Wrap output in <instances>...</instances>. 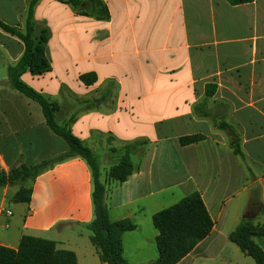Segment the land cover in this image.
<instances>
[{"label": "crops", "instance_id": "crops-1", "mask_svg": "<svg viewBox=\"0 0 264 264\" xmlns=\"http://www.w3.org/2000/svg\"><path fill=\"white\" fill-rule=\"evenodd\" d=\"M29 1L0 0V21L23 30ZM101 1L107 21L40 0L34 30L48 31L51 68L42 75L26 71L20 80L57 103L59 124L75 117L71 133L94 155L103 152L104 176L98 161L109 220L135 225L121 236L123 257L129 264L154 263L152 217L198 192L213 228L177 264H255L229 234L244 220L259 223L264 208V0L238 6L226 0ZM217 24H242L246 36L221 39ZM23 53V43L0 29V174L6 176L17 162L35 166L68 149L47 127L39 104L9 85L8 69ZM86 74L96 81L84 84ZM108 82L112 95L101 101ZM208 84L216 87L211 98H205ZM201 103L207 118L193 112ZM195 134L205 139L179 145V138ZM141 139L147 141L144 154L132 157L138 170L123 183L109 181L123 145ZM26 187L29 203L14 202L8 184L0 187V246L16 250L31 236L74 253L77 264H105L87 229L93 184L84 160L58 163ZM253 240L264 251V237Z\"/></svg>", "mask_w": 264, "mask_h": 264}, {"label": "trees", "instance_id": "trees-1", "mask_svg": "<svg viewBox=\"0 0 264 264\" xmlns=\"http://www.w3.org/2000/svg\"><path fill=\"white\" fill-rule=\"evenodd\" d=\"M40 0H30L24 21V29L5 25L0 21V29L7 34L17 37L24 45V53L19 62L8 69L10 87L36 102L41 107L47 127L67 144V152L49 161L41 162L35 166H21L12 168L10 175L0 174V187L6 184L19 186L13 196L16 203H29L31 189L26 187L29 181L34 180L40 173L48 168L65 162L72 158L84 160L91 172L93 192V220L87 225L90 232V242L95 247L100 260L105 264H129L123 257L121 236L125 232L133 231L135 225L127 220L111 222L105 205L106 187L100 181V166L98 158L90 148L84 145L70 131L69 125L75 117H71L65 124L56 121L58 105L46 99L41 94L24 84L20 76L29 71L33 75H42L50 71V64L45 56V45L48 40V31L43 29L35 34L33 11ZM70 5L79 15L87 16L98 21L109 20V10L101 0H58ZM231 6L252 3L253 0H226ZM86 84L96 81L94 74L80 77ZM114 85L108 82L105 93L100 100L109 99ZM215 85L205 87V98H211L215 93ZM93 104L88 107L92 108ZM203 103L193 108L195 115L209 117L207 111L203 112ZM220 129H228L227 124H221ZM205 137L200 134L184 136L178 139L180 146H187L203 141ZM146 140H137L123 145V154L110 166L107 178L115 183L125 182L138 170L132 157L141 158L145 151ZM235 154H241L238 147L234 148ZM262 222L254 223L244 220L229 234V240L234 243L244 254L251 257L255 264H264V251L254 242L255 238L264 237V208L261 211ZM152 223L158 231L156 245L159 253L158 259L152 264H177L205 237L213 228V222L203 203L201 195L193 192L181 199L178 203L163 209L152 217ZM0 264H77L74 253L58 250L55 242L23 236L16 250L0 246Z\"/></svg>", "mask_w": 264, "mask_h": 264}, {"label": "rangeland", "instance_id": "rangeland-1", "mask_svg": "<svg viewBox=\"0 0 264 264\" xmlns=\"http://www.w3.org/2000/svg\"><path fill=\"white\" fill-rule=\"evenodd\" d=\"M217 32L218 33H221L220 37L221 39H228V40H231V41H234L236 39H239L241 37H245L246 36V30L244 29V27L242 26V24H217ZM227 46H220L219 48L220 49H225ZM230 47H234V45H231ZM124 148V147H123ZM95 155L98 157V159L100 160V164H101V174L104 176V174L106 173L107 171V168H108V165H105L104 164V154L101 150H95ZM133 160V158H132ZM136 162V160L134 161ZM23 162H17V166L16 167H13V168H20L21 166H23L22 164ZM10 171L11 169H9L8 171V175H10ZM10 187H12V189L17 192L18 189H19V186H11L9 185ZM234 206V204H233ZM10 208L11 209H14L15 208V205L14 204H11L10 205ZM263 218V215L262 213L259 215L257 219V222H261Z\"/></svg>", "mask_w": 264, "mask_h": 264}, {"label": "built area", "instance_id": "built-area-1", "mask_svg": "<svg viewBox=\"0 0 264 264\" xmlns=\"http://www.w3.org/2000/svg\"><path fill=\"white\" fill-rule=\"evenodd\" d=\"M6 214L10 215L11 213L9 211H7Z\"/></svg>", "mask_w": 264, "mask_h": 264}]
</instances>
